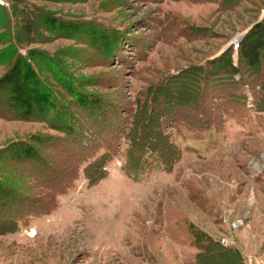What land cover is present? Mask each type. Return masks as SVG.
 <instances>
[{
	"label": "rangeland",
	"instance_id": "rangeland-1",
	"mask_svg": "<svg viewBox=\"0 0 264 264\" xmlns=\"http://www.w3.org/2000/svg\"><path fill=\"white\" fill-rule=\"evenodd\" d=\"M2 1L0 79L21 55L40 77L31 95H58L84 127L82 144L106 159L84 163L51 214L0 233V264H264V110L249 86L264 67L247 69L234 48L264 24V0ZM226 79L244 81L233 98ZM144 101L157 113L146 142L155 147L160 131L173 145L171 170L129 147ZM91 109L117 125L116 148L94 144ZM53 128L0 118V149Z\"/></svg>",
	"mask_w": 264,
	"mask_h": 264
},
{
	"label": "trees",
	"instance_id": "trees-1",
	"mask_svg": "<svg viewBox=\"0 0 264 264\" xmlns=\"http://www.w3.org/2000/svg\"><path fill=\"white\" fill-rule=\"evenodd\" d=\"M231 2L232 9L240 0H231ZM21 15L20 22L23 33L31 34L33 31L31 13L23 10ZM237 49L239 60L246 65L247 69L264 67L263 22L256 24L248 31L240 41ZM4 52L2 53L3 57ZM227 61L230 62L229 58ZM24 66L27 67V72H22ZM31 66L24 62L21 55L17 54L14 59V66L9 74L0 79V118L53 124V129L59 134L44 137L35 135L0 149V233L14 232L19 222L26 224L31 219L55 211L58 197L74 188L81 166L96 158L98 152L93 143L90 148L82 144L83 140L81 141L79 138H83L80 134H82L84 127L82 128L81 124H77V114L66 108L58 95L50 93L49 95L45 94L44 97L41 94L40 98L37 99L35 95H31L39 90L37 86L40 84V77ZM237 70L232 66L228 68L231 75ZM13 75L15 77L11 82L9 80L12 79ZM258 75L253 76L249 86L254 90L255 98L259 103L258 109L264 110V75ZM214 80L219 83L220 78L215 76ZM241 82L244 81L241 80L238 84L242 87L243 83ZM230 83L234 82L227 80L222 84V86L229 88V91H233V93L224 95L228 99L233 98L234 92L241 89L239 86H232ZM21 84L27 91L26 95L22 93ZM257 88L258 91H256ZM155 96H158V94H155ZM151 99H148L149 102H152ZM51 103L56 106L53 107ZM147 104H149L147 101L142 102V107H140L133 123L134 126L132 124V127L126 128L125 135L126 138L128 137L129 147L139 153L150 150L153 155L158 157L163 169L171 170L176 160V149L173 145L171 146L168 141L164 140L165 137L162 136L160 131L157 132V139L154 141L155 147L158 145V148L150 146L146 142L148 137L145 138V132L147 131L148 121L153 114H157L153 110L150 112L149 108L146 111L144 108L149 107ZM90 112L94 113L95 110ZM90 112L86 111L85 113H87V118L93 119V121L90 127H86V129L90 131L93 126L96 127L97 132H94L92 136L98 133L95 140V142H98H94V144L105 145L108 149L116 148L117 145L111 142V139L116 140L112 134L117 131V125L109 123L103 117L107 112L102 111V114L101 111L95 112L96 116ZM99 115L102 116L101 120H98L100 119ZM207 126L209 124L201 125L199 130L209 129ZM41 147H45L49 152H43V150H40ZM109 153L113 154L111 151ZM104 156H101L102 163L106 159V155ZM102 163H100V157H98L92 161V167L96 170L97 166ZM95 170L92 172L95 173ZM87 176L88 178L93 177Z\"/></svg>",
	"mask_w": 264,
	"mask_h": 264
},
{
	"label": "built area",
	"instance_id": "built-area-1",
	"mask_svg": "<svg viewBox=\"0 0 264 264\" xmlns=\"http://www.w3.org/2000/svg\"><path fill=\"white\" fill-rule=\"evenodd\" d=\"M4 3H3V1L2 0H0V5H3ZM235 49H237V46L236 47H234ZM31 231H32V229H30L29 231H28V233H31Z\"/></svg>",
	"mask_w": 264,
	"mask_h": 264
},
{
	"label": "water",
	"instance_id": "water-1",
	"mask_svg": "<svg viewBox=\"0 0 264 264\" xmlns=\"http://www.w3.org/2000/svg\"><path fill=\"white\" fill-rule=\"evenodd\" d=\"M240 40H241V38H240Z\"/></svg>",
	"mask_w": 264,
	"mask_h": 264
}]
</instances>
